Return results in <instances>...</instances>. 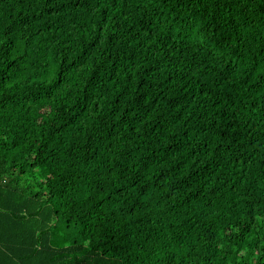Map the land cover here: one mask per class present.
<instances>
[{
  "label": "trees",
  "instance_id": "1",
  "mask_svg": "<svg viewBox=\"0 0 264 264\" xmlns=\"http://www.w3.org/2000/svg\"><path fill=\"white\" fill-rule=\"evenodd\" d=\"M0 264H264V0H0Z\"/></svg>",
  "mask_w": 264,
  "mask_h": 264
}]
</instances>
